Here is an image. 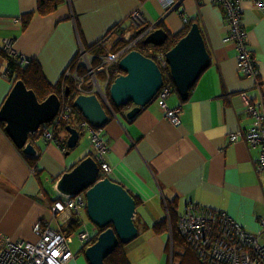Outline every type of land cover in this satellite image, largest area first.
Returning a JSON list of instances; mask_svg holds the SVG:
<instances>
[{"label": "crops", "instance_id": "obj_1", "mask_svg": "<svg viewBox=\"0 0 264 264\" xmlns=\"http://www.w3.org/2000/svg\"><path fill=\"white\" fill-rule=\"evenodd\" d=\"M37 5L38 0H0V107L13 85L3 75L7 69L2 53L5 40L11 41V49L18 54L37 61L45 77L55 84L82 47L99 43L112 51V42L120 36L112 28L134 26L130 18L134 11L140 13L144 24L153 27L160 22L171 34L183 29V19L199 24L210 63L187 99H181L176 90L167 96L169 107H181L178 123L164 117L156 98L131 119L126 116L129 107L120 114L105 107L110 113L102 128L109 144L108 177L136 201L133 220L143 225L140 230L136 224L137 236L145 238L136 249H150L148 240H152L157 242L156 251L162 259L165 239L156 235L152 226L168 212V203L176 206L179 215L188 201L226 212L246 231L256 234L264 246V229L258 224L264 215V172L257 174L253 167L259 148L228 139L231 132L247 129L252 122L245 111L247 97L264 100V12L250 1L241 3L247 45L258 68L257 85L255 77L237 69L236 48L225 39L228 26L215 0H180L177 8L167 13L159 0H62L45 15L36 12ZM30 12L35 13L22 29L21 17ZM67 138V131L54 133L52 140H44L39 133L30 135L36 154L26 155L0 125V247L7 237L35 241L33 229L40 223L71 236L69 248L74 256L66 264H89L84 249L95 241L100 228L95 226L93 232L81 229V212L53 211L55 201L67 196L56 189L59 177L82 158L93 156L87 139L82 146L78 139L69 148ZM82 231L90 235L85 244L77 237ZM74 239L78 241L75 249L71 246ZM126 246L131 263L133 248Z\"/></svg>", "mask_w": 264, "mask_h": 264}, {"label": "built area", "instance_id": "obj_2", "mask_svg": "<svg viewBox=\"0 0 264 264\" xmlns=\"http://www.w3.org/2000/svg\"><path fill=\"white\" fill-rule=\"evenodd\" d=\"M244 1L252 2L264 12V0H215L216 4L223 9L228 26L225 39L233 42L236 48L238 71L242 75L255 77L258 85L256 60L248 48L246 30L242 24L241 3ZM159 2L164 13H167L176 9L180 0H159ZM130 18L135 27L144 24L138 11L132 12ZM151 28L145 29L134 41L116 52L105 50L104 53L93 55L82 47L69 64L63 77L71 78L75 90L80 95L94 94L100 101L107 104L106 89L109 82V69L118 64L121 57L135 46L137 40L142 39ZM103 41L100 43H104ZM10 44V40H5L4 51L20 65H27L30 59L12 50ZM143 53L157 63L163 77L167 76L169 67L164 54H155L151 47L143 49ZM93 59H97L98 63L92 64ZM3 75H8L7 69ZM99 75H104L105 78L99 80ZM174 89L172 81L163 80L154 98L158 99L164 117L176 124L179 122L181 107H169L165 101ZM242 95L245 96V93ZM64 96V86H62V91L58 95L60 107L56 116L51 123L42 124L38 129L44 140H52L54 138L53 129L66 122L78 110L74 105L66 102ZM245 111L252 117L251 124L247 129L239 128L231 132L228 139L230 142L241 140L250 147L259 148V156L253 162L254 170L258 174L264 172V100L247 97ZM78 127L79 132L88 135L93 149V158L99 167V177H108L111 171V166L106 160L109 144L102 135V128L92 126L85 118L78 123ZM35 170L33 167L32 172ZM84 205V194L79 192L76 195H67L63 200L55 201L53 211L70 210L79 214L80 207ZM258 224L261 229H264V215L258 218ZM33 230L37 238L32 242L9 237L5 239L4 245L0 247V264H66L73 258V252L69 248L71 236L40 223ZM178 230L203 264H264V246L258 242L257 235L246 231L224 211H216L188 201L178 215ZM77 237L82 244L90 240L87 231L78 233Z\"/></svg>", "mask_w": 264, "mask_h": 264}, {"label": "water", "instance_id": "obj_3", "mask_svg": "<svg viewBox=\"0 0 264 264\" xmlns=\"http://www.w3.org/2000/svg\"><path fill=\"white\" fill-rule=\"evenodd\" d=\"M168 33L154 26L145 33L143 43L160 46ZM172 83L181 99H187L190 88L208 67L210 54L197 22L164 53ZM123 74L118 75L109 87V99L115 108L129 107L126 116L133 118L142 107L150 103L163 84V76L157 63L138 50L125 53L118 62ZM68 92V89H66ZM73 105L92 126L102 128L109 119L105 107L112 108L92 95H78ZM60 107L56 93L39 101L35 92L22 80L13 83L0 107V122L14 145L26 155H35L34 144L29 140L42 124L51 123ZM113 109V108H112ZM67 146L73 148L82 132L67 124ZM99 167L92 155L82 158L56 182V189L64 195H76L84 191L85 211L88 219L103 229L95 241L84 249L89 264H104V259L118 246L127 243L138 234L133 215L136 201L119 183L109 177H98Z\"/></svg>", "mask_w": 264, "mask_h": 264}, {"label": "trees", "instance_id": "obj_4", "mask_svg": "<svg viewBox=\"0 0 264 264\" xmlns=\"http://www.w3.org/2000/svg\"><path fill=\"white\" fill-rule=\"evenodd\" d=\"M61 1L62 0H38L36 12L42 15L51 13L57 8V6L60 4ZM34 13L35 12H30V13H26L22 15L21 17L22 29H25L27 27ZM194 22H196L194 19H190V20L187 19L185 21L186 25L183 27V29L180 32L175 33V34L168 33L167 39L163 45H160V46L148 45V44L143 43L142 41L143 39H139L137 40L135 46L131 47L130 50L135 49L141 52L142 54H144L143 49L147 47H151L155 54L157 53L164 54L188 31L191 24ZM149 26L150 25L146 23L138 27H134L131 23L127 24L124 27L121 26V24L116 25L115 27L112 28V30L119 31L120 36L119 38L115 39L112 42L111 47H110L111 50L113 52H116L122 49L123 47L128 45L130 42L134 41ZM160 26L161 24L160 22H158L154 26V28H157ZM87 49L93 55L104 53L105 51L103 47H100L99 43L93 44L89 46ZM2 53L7 60V70H8L7 78L12 83H14L17 80H22L27 88L32 89L35 92L37 99L39 101L44 100L46 97H48L52 93H56L57 95H60L62 91V86H64V94H65L64 100L73 106V101L80 94L75 90L71 78L62 77L57 83L52 84L45 77L43 71L41 70V67L39 66L37 61H35L34 59H30L27 65L22 66L16 60H14L6 51L2 50ZM96 63H98V60L93 59L92 64H96ZM121 74H123V72L119 69L118 64L112 66L109 69V82H108V86L106 89V95L108 97L109 103L112 105L114 112L119 108H115L109 99V87L111 83L114 81V79L118 75H121ZM99 76H101V78L103 79L105 78L104 75H99ZM163 80L172 81L170 73H168L167 76H164ZM66 89H68V92H66ZM108 114L110 118V113L108 112ZM82 119H83V116L81 112L79 110H76V112L73 115H71V117L66 122L62 123L58 128L53 129V134L55 133V136H56V134H58L59 132L64 131L65 126L67 124L80 130L78 127V123ZM0 125L4 128L3 122H0ZM36 133H38V131ZM92 153L93 152H91V154ZM167 208H168V216L170 219V227H171V232H172V240H173L174 249H175L176 244L179 246L178 247L179 251L175 249V252H174V255H177L178 257V264H187V255L183 251V249L189 250L191 254L195 257L196 260L193 261L192 264H203L202 261L195 255L191 247L187 244V242L185 241V238L182 237V235L179 233L178 215L176 211V206H174V204L172 203H168ZM167 229H168V225H167V221L165 218L163 220L158 221L152 226V230L155 234L167 232ZM102 230L103 229H98L97 234L101 232ZM104 264H130L123 250V246H121V243H119L118 246L104 259Z\"/></svg>", "mask_w": 264, "mask_h": 264}, {"label": "rangeland", "instance_id": "obj_5", "mask_svg": "<svg viewBox=\"0 0 264 264\" xmlns=\"http://www.w3.org/2000/svg\"><path fill=\"white\" fill-rule=\"evenodd\" d=\"M98 79L101 80V76H98ZM124 108L125 107H121V109L120 108L117 109L115 111V113L119 112L118 114H120V111L123 110ZM109 110H111V109H109ZM64 134H65V130H64ZM80 136H79L80 139H79L78 146L79 145L82 146L83 145V141H86V139L89 142L87 133L83 132V133H81ZM84 144H85V142H84ZM80 212H81V218L83 220V222H82V224L80 226L81 229L82 228L83 229L86 228V229L89 230V232H93V230L95 229V225L88 219L86 211H85V209L83 207H80ZM164 218L166 219L167 225H168L167 232L156 234L158 236L163 235V237L165 239L164 245H162V248L164 249L162 259L159 258L158 254H157V251H156L157 242H154L152 240H148V246L150 247V249L146 248V247H144V248L141 247L139 249H136L137 245H139L137 243H141V241L143 239L142 238L143 236H140V235L137 236L136 235L129 242L121 243V246L127 245L126 246L127 249L133 248V253L135 255V259L132 258V260H133V261H131L132 264H178V257H177V255H174V252H175V249L177 251H179V249H178L179 246L176 244L175 245V249H174L173 240H172V232H171V227H170V219H169V216H168V212L165 213L164 217L161 218L160 220H163ZM160 220H158V221H160ZM158 221H156V223ZM138 222H141V220H138ZM136 224H138V223H136ZM137 226L139 227L140 230H142V226H143L142 224H138ZM144 239H143V241H145ZM71 246H72L73 249H75L76 246H78L77 239H74L73 243H71ZM123 250H124V248H123ZM183 251L187 255V264H192V262L196 260L195 257L191 254V252L189 250L183 249ZM124 252H125V250H124Z\"/></svg>", "mask_w": 264, "mask_h": 264}]
</instances>
